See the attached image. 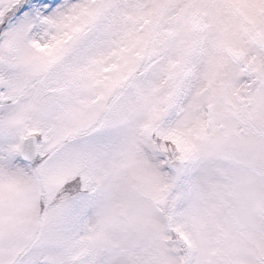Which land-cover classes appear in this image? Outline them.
<instances>
[{"label":"snow or ice","instance_id":"6c2138e0","mask_svg":"<svg viewBox=\"0 0 264 264\" xmlns=\"http://www.w3.org/2000/svg\"><path fill=\"white\" fill-rule=\"evenodd\" d=\"M0 264H264V0H0Z\"/></svg>","mask_w":264,"mask_h":264}]
</instances>
